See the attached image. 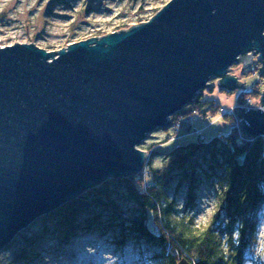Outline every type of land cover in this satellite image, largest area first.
Masks as SVG:
<instances>
[{
  "label": "water",
  "instance_id": "1",
  "mask_svg": "<svg viewBox=\"0 0 264 264\" xmlns=\"http://www.w3.org/2000/svg\"><path fill=\"white\" fill-rule=\"evenodd\" d=\"M256 55L264 66V0H172L146 23L58 52L0 46V253L92 188L137 176L147 137L212 79L243 89L232 67ZM234 118L243 140L264 137V110Z\"/></svg>",
  "mask_w": 264,
  "mask_h": 264
},
{
  "label": "trees",
  "instance_id": "2",
  "mask_svg": "<svg viewBox=\"0 0 264 264\" xmlns=\"http://www.w3.org/2000/svg\"><path fill=\"white\" fill-rule=\"evenodd\" d=\"M254 93L241 92L239 100L245 105ZM206 98L201 92L195 103L220 113L216 101ZM231 130L177 146L168 154L152 147L148 179L108 180L45 220L66 242L88 234L110 236L116 248L130 244L150 251L156 264L182 259L191 264H244L259 241V219L264 217V137L246 141L233 125ZM156 155H164L168 165L154 169ZM206 186L213 188L217 205L212 220L199 226L193 214ZM123 202L131 206L123 207Z\"/></svg>",
  "mask_w": 264,
  "mask_h": 264
},
{
  "label": "rangeland",
  "instance_id": "3",
  "mask_svg": "<svg viewBox=\"0 0 264 264\" xmlns=\"http://www.w3.org/2000/svg\"><path fill=\"white\" fill-rule=\"evenodd\" d=\"M170 1L172 0H0V46L34 44L48 52H58L80 41L129 30L135 24L146 23ZM254 62L247 69L244 63H237L232 67L231 74L240 79L243 89L227 93L220 89L217 79L209 82L215 88L203 91L207 97L205 101H216L220 106V113H209V105L200 109L193 102L171 116L167 128L150 134L139 147L148 155L147 163L140 173L150 169L152 147H157L159 153L168 154L177 146L196 141L197 130H202L206 139L229 134L234 117L225 119L224 112L229 114V111L231 113L237 108L246 107L252 109L260 103L264 90V66L257 55ZM253 91V101L246 100L244 105V99L239 100L241 92ZM202 110L207 112L205 116ZM181 122L183 129L179 132L177 128ZM192 124L194 125L191 126ZM151 165L154 169H160L168 165V161L164 155H156L152 158ZM140 173L133 178H137ZM182 202L180 197L179 203ZM216 205L217 198L213 188L206 186L199 194L198 207L193 214L196 224H208L213 218ZM121 206L131 205L123 202ZM45 219H38L3 249L0 264H156L150 251L140 248L144 252L142 254L130 244L124 249L116 248L110 236L88 234L66 242L52 232L51 225ZM259 220V241L247 254L244 264H263L260 255L264 253V217ZM154 229L157 230V227Z\"/></svg>",
  "mask_w": 264,
  "mask_h": 264
},
{
  "label": "built area",
  "instance_id": "4",
  "mask_svg": "<svg viewBox=\"0 0 264 264\" xmlns=\"http://www.w3.org/2000/svg\"><path fill=\"white\" fill-rule=\"evenodd\" d=\"M247 106H249V105H247ZM247 108V107H246ZM248 110H252L251 109V107L250 108H247ZM224 113H227V112H224ZM234 112L233 111H231V113H230V111H229V114L230 115H232ZM238 124H239V121L238 120H236L235 119V121L233 122V126L234 127H238ZM194 124H192L191 126H193ZM183 129V123L181 122L180 124H179V126H178V128H177V130L178 131H181ZM195 134L198 136V139L199 140H201V141H204L205 139H206V137L204 136V133H203V131L201 130V131H196L195 132ZM149 169V168H148ZM150 173H151V171H150V169L149 170H146V171H144V172H142V173H140V175L144 178V179H148V177H149V175H150ZM139 175V176H140ZM147 184V186L148 187H153L154 185H151V183L150 184H148V182L146 183Z\"/></svg>",
  "mask_w": 264,
  "mask_h": 264
},
{
  "label": "bare ground",
  "instance_id": "5",
  "mask_svg": "<svg viewBox=\"0 0 264 264\" xmlns=\"http://www.w3.org/2000/svg\"><path fill=\"white\" fill-rule=\"evenodd\" d=\"M249 67V66H248ZM250 68V67H249ZM253 101V100H252ZM255 110H264V106L261 104V102L256 106V107H253ZM202 109V108H200ZM253 110V109H252ZM209 113H213L211 110H207ZM203 112V115L205 116L207 114V112ZM234 113L231 115V117H235V110L233 111Z\"/></svg>",
  "mask_w": 264,
  "mask_h": 264
}]
</instances>
